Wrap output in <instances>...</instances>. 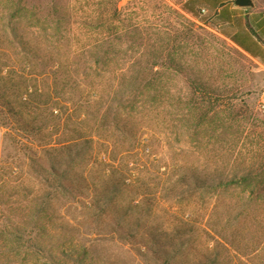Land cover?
I'll return each mask as SVG.
<instances>
[{"label": "rangeland", "instance_id": "rangeland-1", "mask_svg": "<svg viewBox=\"0 0 264 264\" xmlns=\"http://www.w3.org/2000/svg\"><path fill=\"white\" fill-rule=\"evenodd\" d=\"M185 1L0 0V70L9 67L15 77L40 70L38 62L23 69L15 48L27 32L30 43L58 46L59 58L79 71L96 64L84 84L99 86L102 106L113 100V86L136 79L130 103L113 101L125 105L121 123L128 131L110 127L98 139L109 144L98 158L110 164L113 156L130 171L133 185L118 201L142 190L135 198L152 207L154 222L187 219L193 253L218 248L225 264H264V66L204 15L186 12ZM253 2L264 13V0ZM4 130L0 157L9 150ZM83 164L89 168L84 161L75 170ZM192 171L212 185L181 198L177 179ZM55 205L49 238L55 247L37 254V264H153L115 239L93 241L82 253L78 244L90 242L75 229L82 218L78 203ZM63 239L77 245L61 252L56 244ZM0 264L16 263L4 254Z\"/></svg>", "mask_w": 264, "mask_h": 264}, {"label": "trees", "instance_id": "trees-1", "mask_svg": "<svg viewBox=\"0 0 264 264\" xmlns=\"http://www.w3.org/2000/svg\"><path fill=\"white\" fill-rule=\"evenodd\" d=\"M182 8L194 16L204 15L236 48L264 64L261 12L243 14L246 7H236L233 0H186ZM26 33L19 36L15 48L23 69H32L31 64L38 62L40 70L18 77L9 67L0 70V127L5 129L9 147L0 157V258L5 254L9 263L37 264V254L55 247L49 238L58 215L55 201L61 200L77 202L80 207L82 218L75 229L90 242L78 244L82 253L93 241L115 239L148 263H227L226 254L218 248L201 255L192 252L194 228L187 219L172 225L154 222L152 207L135 198L143 195L142 190L133 191L125 203L118 201L122 190L133 183L130 171L119 167L113 156L110 164L98 158L109 145L98 139L110 127L128 131L121 123L125 105L115 107L113 101L130 103L140 82L120 81L112 88L113 100L102 106L105 99L99 86L84 84L96 64L85 63L79 71L59 58L63 53L58 46L30 43ZM49 36L42 35L44 40ZM84 161L89 168L85 170L83 164L75 170ZM177 184L181 198H192L212 185L193 171L183 173ZM218 243L227 247L223 240ZM75 245L63 239L56 248L65 252Z\"/></svg>", "mask_w": 264, "mask_h": 264}, {"label": "crops", "instance_id": "crops-1", "mask_svg": "<svg viewBox=\"0 0 264 264\" xmlns=\"http://www.w3.org/2000/svg\"><path fill=\"white\" fill-rule=\"evenodd\" d=\"M236 7H238V6H236ZM255 12H261V11H260V10H257V9H253L252 7H246V8H245V11H244L243 14L250 15L251 13H255ZM261 13H262V16L264 17V13H263V12H261ZM226 38H227V37H226ZM234 46H236V45H234ZM237 48H238L242 53H244L245 55L249 56V57L252 58V59L257 60L258 62H260V63L264 66V64H263V63H262L257 57H253L249 52H247V51L241 49V48L238 47V46H237Z\"/></svg>", "mask_w": 264, "mask_h": 264}, {"label": "water", "instance_id": "water-1", "mask_svg": "<svg viewBox=\"0 0 264 264\" xmlns=\"http://www.w3.org/2000/svg\"><path fill=\"white\" fill-rule=\"evenodd\" d=\"M235 6L238 7H253L254 2L253 0H233Z\"/></svg>", "mask_w": 264, "mask_h": 264}]
</instances>
